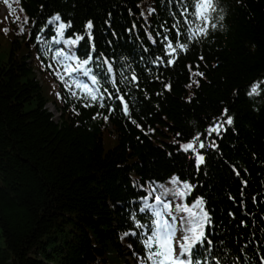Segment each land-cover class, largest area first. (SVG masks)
Returning <instances> with one entry per match:
<instances>
[{
	"label": "trees",
	"instance_id": "16d2710c",
	"mask_svg": "<svg viewBox=\"0 0 264 264\" xmlns=\"http://www.w3.org/2000/svg\"><path fill=\"white\" fill-rule=\"evenodd\" d=\"M185 3L0 0V264H141L139 209L173 177L192 186L173 215L202 199L210 218L200 264H264V0H217L204 35ZM167 41L187 44L173 63ZM89 56L80 79L119 88L129 115L85 107L58 78ZM197 134L201 164L180 148Z\"/></svg>",
	"mask_w": 264,
	"mask_h": 264
},
{
	"label": "snow or ice",
	"instance_id": "6c2138e0",
	"mask_svg": "<svg viewBox=\"0 0 264 264\" xmlns=\"http://www.w3.org/2000/svg\"><path fill=\"white\" fill-rule=\"evenodd\" d=\"M217 11V0H186L184 4V14H190V22L196 26V30L200 35H204L207 32V26L215 27L212 23L213 14ZM55 20H59V17H55ZM220 19H223L221 16ZM200 21L201 23L196 25L195 22ZM71 27V24H60L59 32L61 37H63V30ZM86 34L90 35L92 24L87 23ZM22 30V29H21ZM7 31V29H5ZM83 37H75L74 39L65 40L64 42L69 45H74L78 41L82 40ZM168 55L173 58L169 60V63H173L175 60L174 54L178 50H186V43L173 44L171 41H167ZM57 57H62L65 61H74L78 58L74 54L66 55L64 51H59L56 53ZM92 59L91 56L86 59L80 60L75 67L70 63L62 64L65 75H60L57 73L58 78L63 82L64 86L69 89L72 96H77L76 91H72L73 88L83 90V94L78 96L79 99L85 101V107L98 106L99 108H105L107 101L118 100L121 103L122 111L125 115H129V104L124 99L123 95H119V88H117L116 95L109 93L107 89L103 91L100 88H92L89 84L84 83L80 77L88 76L90 73L89 69L85 68V65L89 63ZM83 70V71H81ZM111 73L112 69L109 66L108 70ZM198 75H203L202 73H197ZM136 77L133 75L132 80ZM122 82V81H121ZM91 83L93 85L99 84L96 75H91ZM115 84V81H112ZM166 87H169L166 85ZM257 92V87L252 88V93ZM107 94V96L105 95ZM108 111L111 113L114 108L108 105ZM100 113H97L99 116ZM95 118V117H94ZM107 116L104 119L107 120ZM232 118L227 117L226 123L228 125L232 124ZM135 123V121H133ZM223 128L222 123H214L213 126L206 129L207 135L212 133L219 134ZM199 148H204L205 144L200 141V135L197 134L193 140L189 143H184L180 145V148L188 152L191 150L196 153L195 159L197 164H201L204 161V157L197 152L196 145ZM212 146H215L214 144ZM173 185H178L179 178L173 177L171 180ZM192 186L187 182L182 185V190L178 189H168L162 188L161 194L154 197L156 203L149 204L145 200L144 206L139 209L142 213L151 212L149 217L150 223H140L135 222V227L138 229H146L145 232L139 235L136 232L125 233V235H138L142 247L144 248V254L141 260V264H200L199 255L200 249L197 247L199 244H203L205 239V224L210 222L208 213L203 210V200L197 199L195 203L191 206L187 205H177L174 209L177 213H183L184 215L177 217L173 215V209L170 203L165 202L169 193L177 197H182L186 193H190ZM155 189L152 190V193ZM150 193V195L152 194ZM181 235L179 239L177 238V232ZM179 249V251H177Z\"/></svg>",
	"mask_w": 264,
	"mask_h": 264
},
{
	"label": "rangeland",
	"instance_id": "374dc122",
	"mask_svg": "<svg viewBox=\"0 0 264 264\" xmlns=\"http://www.w3.org/2000/svg\"><path fill=\"white\" fill-rule=\"evenodd\" d=\"M6 16V10H5V8L2 6V5H0V19L1 18H3V17H5ZM3 35H0V42H3V38H1ZM4 37V36H3ZM1 46V45H0ZM47 106H48V108H49V110H51L53 113H54V116H55V118H56V115H57V113L55 112V110L53 109V106L51 105V104H47ZM189 142H191V141H189ZM189 142H187V143H189ZM105 147L107 148L108 147V145L106 144L105 145ZM196 147H197V152L200 154V155H202L201 153H200V151L198 150V145H196ZM195 154V156H196V153H194ZM172 180V179H171ZM180 183L178 184V185H170L169 187H167L168 189H178V190H182V185H183V182L182 181H179ZM157 186V188H159V189H161V188H163V184H158V185H156ZM187 194V193H186ZM185 194V195H186ZM156 195H160L159 194V192L158 191H155L154 192V197L156 196ZM184 195V196H185ZM184 196H182V197H184ZM168 197H169V199H166V201L165 202H168V203H171V201H172V198H179V197H177V196H175V195H173L172 193H169V195H168ZM204 210V209H203ZM180 235H181V233L178 231L177 232V237H178V239H179V237H180Z\"/></svg>",
	"mask_w": 264,
	"mask_h": 264
}]
</instances>
